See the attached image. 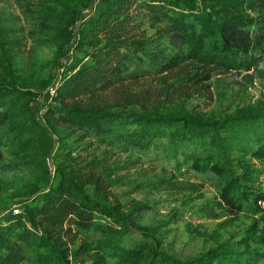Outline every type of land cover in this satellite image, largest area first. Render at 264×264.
I'll use <instances>...</instances> for the list:
<instances>
[{
	"label": "trees",
	"instance_id": "1",
	"mask_svg": "<svg viewBox=\"0 0 264 264\" xmlns=\"http://www.w3.org/2000/svg\"><path fill=\"white\" fill-rule=\"evenodd\" d=\"M51 1L39 13L55 25L59 53L74 42L80 56L68 66L58 103L48 110L54 114L51 130L32 105L46 84L34 91L15 78L0 81V146L43 170L37 187H22L25 194L36 191L35 197L18 213L0 217V264H264V214L240 237L181 260L155 247L151 236L127 245L129 218L140 207L122 212L113 205L104 173L75 176L67 157L54 170L47 163L55 145L65 146L71 135L60 125H70L84 132L81 137L122 152L164 147L176 166L184 154L192 169L217 177L218 206L264 212V167L255 162L264 163V108L207 119L182 109L111 110L82 103L151 75L168 78L182 99L211 94L217 69L243 70L251 80L263 75L264 0Z\"/></svg>",
	"mask_w": 264,
	"mask_h": 264
},
{
	"label": "rangeland",
	"instance_id": "2",
	"mask_svg": "<svg viewBox=\"0 0 264 264\" xmlns=\"http://www.w3.org/2000/svg\"><path fill=\"white\" fill-rule=\"evenodd\" d=\"M54 3L51 0H0V42L4 44V51L0 49V81L15 78L21 86L34 91L46 84L41 91L45 95L41 103L49 108L58 103L57 95L51 98L56 82L64 79L68 66L80 56L73 48L74 42L59 53L53 38L55 25L40 16L41 9ZM81 25L79 20L74 27L77 37ZM245 73L217 69L209 81L211 94L205 96L196 94L182 99L180 91L176 85H170L168 78L151 75L142 78L140 83L133 80L99 95L87 96L82 103L111 110L182 109L207 119L245 108H264V74L251 80ZM32 105L40 106L35 100ZM53 115L47 111L45 120L40 121L47 130H51ZM60 129L71 135L65 146L56 144L48 157L47 163L53 170L66 157L69 171L75 176L98 170L111 183L113 205L119 204L122 212L140 207L129 218L131 231L125 237L127 245L133 244L132 238L142 240L151 236L159 250L186 260L233 236L240 237L264 214L228 211L218 206L217 177L211 172L192 169L191 162L184 161V154H179L182 164L176 166L170 151L167 154L164 147L122 152L107 148L93 137H81L84 132L73 126L60 125ZM255 162L264 167V163ZM36 166L28 158H15L0 146V205L8 204L0 208V217L35 197L36 191L25 194L22 187H37L41 183L43 170ZM260 180L264 182V173ZM17 192L22 195L10 201Z\"/></svg>",
	"mask_w": 264,
	"mask_h": 264
},
{
	"label": "built area",
	"instance_id": "3",
	"mask_svg": "<svg viewBox=\"0 0 264 264\" xmlns=\"http://www.w3.org/2000/svg\"><path fill=\"white\" fill-rule=\"evenodd\" d=\"M96 7V4L95 6ZM90 11V10H89ZM62 80H58L55 84V87L53 88V90L51 91V98H53L55 95H57V89L58 87L62 84ZM42 97H45L44 94H38L34 100L36 103H39L40 106L39 107H35L37 110H36V114H37V118L40 121H44L45 120V115H46V112L48 111L49 107L47 106H44L41 102H42ZM41 123V122H40ZM42 124V123H41ZM260 204L264 206V201H260ZM20 211L19 208H15L13 210L14 213H18Z\"/></svg>",
	"mask_w": 264,
	"mask_h": 264
}]
</instances>
